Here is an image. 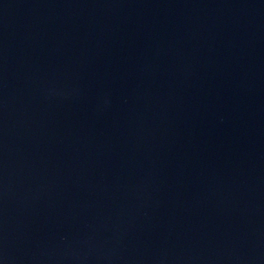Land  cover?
Returning a JSON list of instances; mask_svg holds the SVG:
<instances>
[{
  "label": "water",
  "instance_id": "water-1",
  "mask_svg": "<svg viewBox=\"0 0 264 264\" xmlns=\"http://www.w3.org/2000/svg\"><path fill=\"white\" fill-rule=\"evenodd\" d=\"M264 161V0H0V264H143Z\"/></svg>",
  "mask_w": 264,
  "mask_h": 264
}]
</instances>
